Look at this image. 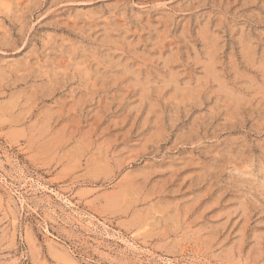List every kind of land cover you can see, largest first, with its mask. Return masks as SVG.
Returning <instances> with one entry per match:
<instances>
[{
    "label": "rangeland",
    "instance_id": "obj_1",
    "mask_svg": "<svg viewBox=\"0 0 264 264\" xmlns=\"http://www.w3.org/2000/svg\"><path fill=\"white\" fill-rule=\"evenodd\" d=\"M0 264H264V0H0Z\"/></svg>",
    "mask_w": 264,
    "mask_h": 264
}]
</instances>
